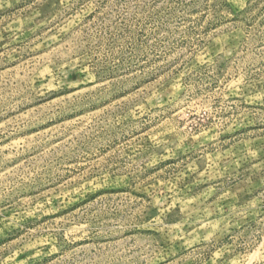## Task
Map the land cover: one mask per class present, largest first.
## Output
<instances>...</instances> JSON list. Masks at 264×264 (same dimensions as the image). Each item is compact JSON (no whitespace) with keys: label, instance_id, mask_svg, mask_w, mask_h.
<instances>
[{"label":"rangeland","instance_id":"1","mask_svg":"<svg viewBox=\"0 0 264 264\" xmlns=\"http://www.w3.org/2000/svg\"><path fill=\"white\" fill-rule=\"evenodd\" d=\"M0 264H264V0H0Z\"/></svg>","mask_w":264,"mask_h":264}]
</instances>
